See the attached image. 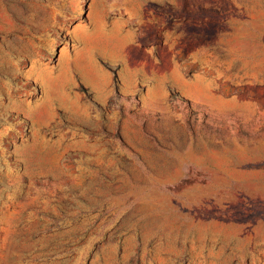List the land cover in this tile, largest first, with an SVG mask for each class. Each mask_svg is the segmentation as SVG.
Instances as JSON below:
<instances>
[{
    "label": "rangeland",
    "instance_id": "1",
    "mask_svg": "<svg viewBox=\"0 0 264 264\" xmlns=\"http://www.w3.org/2000/svg\"><path fill=\"white\" fill-rule=\"evenodd\" d=\"M0 264H264V0H0Z\"/></svg>",
    "mask_w": 264,
    "mask_h": 264
}]
</instances>
